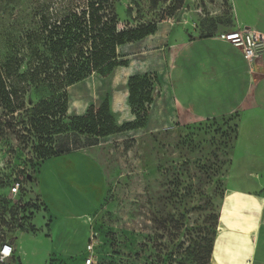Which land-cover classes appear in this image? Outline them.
Returning a JSON list of instances; mask_svg holds the SVG:
<instances>
[{"label": "rangeland", "instance_id": "374dc122", "mask_svg": "<svg viewBox=\"0 0 264 264\" xmlns=\"http://www.w3.org/2000/svg\"><path fill=\"white\" fill-rule=\"evenodd\" d=\"M4 1L0 0L2 42L18 29L49 32L46 24L58 27L67 15L102 17L103 43L112 24L117 32L151 27L154 34L130 45L126 58L118 60L120 67L104 75L94 71L71 97H64L66 119L60 115L63 105L56 102L62 103L61 97H30V109L44 99L54 104L52 122L62 125L70 123L69 117L97 115L108 99L113 133L106 138L88 132L57 136L59 126L52 125L51 136L40 137L25 114L23 119L21 114L11 115L0 97V199L10 198L8 187L16 179L21 181L20 198L40 207L24 232L0 224V244L12 239L21 264H85L90 255L94 264H208L206 252L217 227L239 116L182 124L175 115L168 72L159 71L175 41L233 29L234 5L242 15L249 10L251 16L253 0H13L8 7ZM145 73H153L144 90L152 102L141 105V97H128L127 82ZM113 86L119 91L114 97H99L100 90ZM24 100L27 104L28 97ZM92 141L98 145L88 146ZM64 144L72 150L92 149L90 154L101 166L100 175L93 173L92 180L79 168L75 181L79 192H91L99 204L89 220L90 240L95 242L92 254L85 249L79 254L53 253L52 222L38 200L37 181L29 179L46 162L39 153Z\"/></svg>", "mask_w": 264, "mask_h": 264}, {"label": "crops", "instance_id": "0c3cea01", "mask_svg": "<svg viewBox=\"0 0 264 264\" xmlns=\"http://www.w3.org/2000/svg\"><path fill=\"white\" fill-rule=\"evenodd\" d=\"M234 8L233 29L175 41L164 63L182 124L239 115L209 264H264V55L251 71L241 51L222 38L238 26L264 34V0H253L251 16ZM90 150L52 158L39 170L35 186L52 222L53 253L79 254L90 242L89 220L99 204L75 184L79 168L89 172V180L100 175ZM13 247L19 253L15 242Z\"/></svg>", "mask_w": 264, "mask_h": 264}, {"label": "trees", "instance_id": "16d2710c", "mask_svg": "<svg viewBox=\"0 0 264 264\" xmlns=\"http://www.w3.org/2000/svg\"><path fill=\"white\" fill-rule=\"evenodd\" d=\"M13 2V0L4 1L7 7L14 5ZM103 26L106 25L100 16H92L91 19H86L85 16L78 18L77 15H67L58 27L51 28V25L46 24V27L51 29L49 32L37 33L28 30L24 33L23 30L18 29L15 30V34L12 32L11 35L4 36L5 42L0 41V97L3 108L11 115L21 114V119L24 118L22 115L25 114L31 129L40 137L49 134L51 136L49 125H52L53 129L59 126V129L54 132L57 136L65 133L67 136L72 134L76 137L78 134L88 132L89 135L101 139L112 134L113 125L109 115L108 99L100 106L97 115L91 112L86 117H69L70 123L68 125H62L59 120L56 123L52 122L56 116L54 112L56 106L46 99L41 100L36 107L31 109L28 107V104L33 105L30 97H61L63 102L60 103V99L56 102L57 105H63L60 115L66 119V99L64 97H71L72 90L90 80L94 71L98 75H104L112 72L117 65L120 67L123 63L119 64L118 60L126 58L130 45L154 34V28L151 27L117 32L112 24L109 30L105 28L107 38L103 43L105 39L100 37ZM161 65L159 72L166 73L165 63L163 62ZM23 66H26L24 72L21 71ZM152 74L145 73L143 76L135 74L129 77L127 89L128 97L131 100H134L135 97H141V105L152 102L149 93H144L146 87L149 86V76ZM117 89V86H113L105 92L100 90L99 97H114L115 93L119 92ZM24 97H28L27 104ZM235 115L239 116L238 114ZM237 129L238 123L235 129V141ZM89 144L88 146L93 147L98 145V142L92 141ZM78 150H72L70 145L64 144L59 146L57 150L50 148L44 153H39V158L48 161ZM38 174L39 171L35 177L29 179L35 182ZM15 180L10 183V186ZM20 194L21 190L14 201L10 198L0 199V210L4 213L1 216L3 220L0 224L2 226L7 224L19 232H24L27 223H31L33 214L40 207H31L30 201L26 203L24 197L21 196L20 198ZM22 200L23 203H21ZM41 208L46 212L47 208L43 203H41ZM215 234L216 229L213 234V241L206 252L208 264L213 250ZM5 242L11 245L14 243L12 239L2 241L0 247ZM8 261L11 264H21L18 257L15 256V250L14 255Z\"/></svg>", "mask_w": 264, "mask_h": 264}, {"label": "built area", "instance_id": "2783aa9c", "mask_svg": "<svg viewBox=\"0 0 264 264\" xmlns=\"http://www.w3.org/2000/svg\"><path fill=\"white\" fill-rule=\"evenodd\" d=\"M222 38L241 51L251 71L256 61L264 55V34L256 29L238 26L236 30L222 35ZM20 189L21 181L15 180L9 188L10 199L13 200L18 196ZM94 244L92 238L85 250L94 253ZM13 255V245L8 242L3 243L0 247V264H5ZM91 256L86 259L85 264H94Z\"/></svg>", "mask_w": 264, "mask_h": 264}]
</instances>
